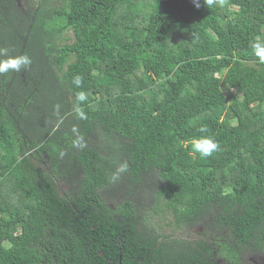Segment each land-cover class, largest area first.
I'll return each mask as SVG.
<instances>
[{
	"label": "trees",
	"instance_id": "1",
	"mask_svg": "<svg viewBox=\"0 0 264 264\" xmlns=\"http://www.w3.org/2000/svg\"><path fill=\"white\" fill-rule=\"evenodd\" d=\"M20 1L0 0V49L32 59L0 74V264L264 258V0Z\"/></svg>",
	"mask_w": 264,
	"mask_h": 264
},
{
	"label": "clouds",
	"instance_id": "2",
	"mask_svg": "<svg viewBox=\"0 0 264 264\" xmlns=\"http://www.w3.org/2000/svg\"><path fill=\"white\" fill-rule=\"evenodd\" d=\"M212 0H207V3L211 4ZM206 3V0H204ZM199 7V4H196ZM250 48L252 55L255 56L260 64H264V38L261 36H256L250 42ZM0 56L6 57L0 59V74L8 72H22L26 71L32 65V59L28 54H18L11 55L6 49H0ZM72 83L77 87L81 88L83 85V77L81 75H74L72 78ZM76 103L73 105V111L76 114V117L80 120H86L87 115L81 105L87 101V93L84 91H79L75 95ZM54 112L59 117L60 114V105L56 104L54 106ZM62 122V121H61ZM200 131L206 132L207 127L201 126ZM72 132L75 136V139L72 141V146L78 150L86 147V141L83 135L79 133L78 128L73 127ZM191 151L194 154H198L201 158H208L213 155L214 152L219 150V144L210 136H201L199 138H193L190 142ZM65 153L61 152V156ZM128 164L127 162L120 163L117 171L112 174L110 177L111 183L119 182L121 177L127 173Z\"/></svg>",
	"mask_w": 264,
	"mask_h": 264
},
{
	"label": "rangeland",
	"instance_id": "3",
	"mask_svg": "<svg viewBox=\"0 0 264 264\" xmlns=\"http://www.w3.org/2000/svg\"><path fill=\"white\" fill-rule=\"evenodd\" d=\"M19 1V6L22 7L23 6V3ZM59 1L60 0H55V3L54 4H59ZM72 37V36H71ZM224 90V93L225 95L231 99L232 96H234L236 94V92L234 90L232 91H229L227 89H223ZM169 222V218H162V217H154V218H151V220L147 223L148 227L150 228H155L156 230H158L159 228H161V231L165 234H170L172 233L174 230L171 229V228H168L167 227V224ZM183 232V233H182ZM199 232V227L197 228H194V229H186V230H183V231H177L176 235H178L179 237L180 236H184V237H194L197 233ZM253 261H256L258 263H261V261L264 259V258H257V257H252Z\"/></svg>",
	"mask_w": 264,
	"mask_h": 264
},
{
	"label": "flooded vegetation",
	"instance_id": "4",
	"mask_svg": "<svg viewBox=\"0 0 264 264\" xmlns=\"http://www.w3.org/2000/svg\"><path fill=\"white\" fill-rule=\"evenodd\" d=\"M253 264H264V259L261 261V263H258L256 261H252Z\"/></svg>",
	"mask_w": 264,
	"mask_h": 264
}]
</instances>
